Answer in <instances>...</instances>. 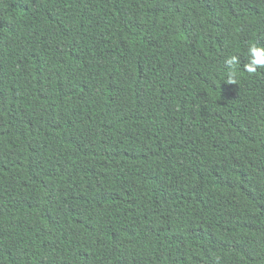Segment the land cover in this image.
Returning <instances> with one entry per match:
<instances>
[{
  "label": "trees",
  "instance_id": "obj_1",
  "mask_svg": "<svg viewBox=\"0 0 264 264\" xmlns=\"http://www.w3.org/2000/svg\"><path fill=\"white\" fill-rule=\"evenodd\" d=\"M251 45L264 0H0V264H264Z\"/></svg>",
  "mask_w": 264,
  "mask_h": 264
},
{
  "label": "clouds",
  "instance_id": "obj_2",
  "mask_svg": "<svg viewBox=\"0 0 264 264\" xmlns=\"http://www.w3.org/2000/svg\"><path fill=\"white\" fill-rule=\"evenodd\" d=\"M248 56V63L244 65L245 72L252 74L257 71L258 67H264V47H257L255 45L249 46ZM238 62V56H232L225 61L226 65H228L229 67L237 64ZM229 77L230 79H234L232 73H229Z\"/></svg>",
  "mask_w": 264,
  "mask_h": 264
}]
</instances>
